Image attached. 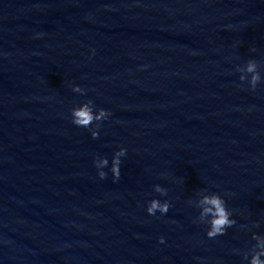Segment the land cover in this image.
I'll return each mask as SVG.
<instances>
[{
  "label": "water",
  "instance_id": "water-1",
  "mask_svg": "<svg viewBox=\"0 0 264 264\" xmlns=\"http://www.w3.org/2000/svg\"><path fill=\"white\" fill-rule=\"evenodd\" d=\"M0 53V264H246L264 83L237 66L264 76V0H0ZM85 98L112 113L97 138L70 120ZM118 144L120 178H99L93 154ZM154 183L163 216L144 209ZM204 188L233 193L237 224L214 238L186 203Z\"/></svg>",
  "mask_w": 264,
  "mask_h": 264
},
{
  "label": "clouds",
  "instance_id": "clouds-1",
  "mask_svg": "<svg viewBox=\"0 0 264 264\" xmlns=\"http://www.w3.org/2000/svg\"><path fill=\"white\" fill-rule=\"evenodd\" d=\"M42 33H36V37H40ZM94 53V49L89 50ZM250 51L255 52V48ZM3 55V53H0ZM239 81H247L249 89H255L258 83H264V76L259 70L258 60L254 57H249L244 60L242 65L237 66ZM71 91L85 96L87 89L78 84H71ZM71 123L77 127H83L89 131L92 138H97L100 134L102 121H107L112 113L110 109L98 106L90 98L81 100L78 104H74L69 109ZM127 148L123 144H118L113 150L111 157L104 154H93L92 164L96 169V174L99 178L104 179L111 174L112 180L115 182L121 175L122 158L126 157ZM152 191L158 193L159 196L147 193L144 201L145 212L150 216L159 214L163 216L172 206L171 201L167 197V188L159 183L152 184ZM218 185H212V188H218ZM233 195L231 192H221L204 188L198 193L195 200L189 199L186 203L197 209V214L193 218V223L201 225L204 228V234L208 238H214L223 235L226 230L237 224L236 217L231 208L227 206L226 197L230 198ZM160 197H165L161 199ZM259 220H253L248 223L238 225L239 229L250 232V239L253 241L247 250L232 249L234 253L240 255L242 261L246 264H264V233L252 231L259 225ZM159 243H163L164 236L157 237Z\"/></svg>",
  "mask_w": 264,
  "mask_h": 264
}]
</instances>
